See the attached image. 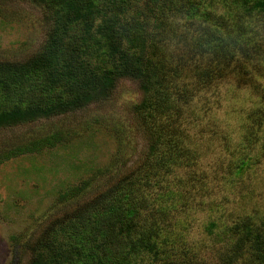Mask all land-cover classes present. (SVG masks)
Returning <instances> with one entry per match:
<instances>
[{"label":"trees","instance_id":"16d2710c","mask_svg":"<svg viewBox=\"0 0 264 264\" xmlns=\"http://www.w3.org/2000/svg\"><path fill=\"white\" fill-rule=\"evenodd\" d=\"M19 1L48 30L32 56L0 61V131L78 113L131 79L148 142L142 163L44 225L27 264H264V0Z\"/></svg>","mask_w":264,"mask_h":264},{"label":"rangeland","instance_id":"374dc122","mask_svg":"<svg viewBox=\"0 0 264 264\" xmlns=\"http://www.w3.org/2000/svg\"><path fill=\"white\" fill-rule=\"evenodd\" d=\"M47 30L37 7L0 0V61L32 56L44 44ZM246 98L241 99L243 106ZM143 100L140 83L122 79L108 100L83 111L0 131V264H27V246L45 224L143 162L148 142L135 114ZM57 134L61 142L54 146L16 152ZM238 143L236 138L219 141L211 152L227 154V145L235 150ZM14 152L13 158L4 159ZM79 187L86 190L70 202H60L66 192Z\"/></svg>","mask_w":264,"mask_h":264}]
</instances>
